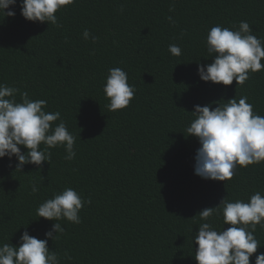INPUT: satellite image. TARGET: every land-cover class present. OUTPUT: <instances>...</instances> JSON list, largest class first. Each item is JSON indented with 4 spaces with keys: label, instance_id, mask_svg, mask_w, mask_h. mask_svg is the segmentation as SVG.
<instances>
[{
    "label": "trees",
    "instance_id": "16d2710c",
    "mask_svg": "<svg viewBox=\"0 0 264 264\" xmlns=\"http://www.w3.org/2000/svg\"><path fill=\"white\" fill-rule=\"evenodd\" d=\"M19 2L15 17L0 14V84L59 111L76 138V156L66 160L57 146L49 149L50 164L23 171L15 158L0 159V244L19 246L25 230L46 239L54 222L36 209L72 187L91 204L80 224L59 221L64 233L48 241L60 264H197L198 213L226 197L247 202L256 191L264 195V162L238 166L226 182L195 175L200 145L186 132L196 105L247 96L264 116V69L242 86H225L203 82L198 64L212 62L205 41L217 24L246 20L264 40V0H73L56 13L60 27L25 20ZM85 29L95 43L84 39ZM172 43L180 56L168 51ZM113 67L126 71L136 89L130 105L115 112L103 92ZM211 222L217 230L229 227L222 216ZM254 235L257 254L264 252V228L257 225Z\"/></svg>",
    "mask_w": 264,
    "mask_h": 264
},
{
    "label": "clouds",
    "instance_id": "9594fccd",
    "mask_svg": "<svg viewBox=\"0 0 264 264\" xmlns=\"http://www.w3.org/2000/svg\"><path fill=\"white\" fill-rule=\"evenodd\" d=\"M72 2L20 0V14L29 22L60 27L56 13ZM15 6L17 0H0V14L15 17L12 10ZM168 19L171 22L172 18ZM83 36L85 40L91 38L93 43L98 40L87 29ZM205 42L212 62L198 64V75L203 82L228 86L236 81L242 86L250 79V73L264 69L261 63L264 40L253 34L246 20H241L238 27L219 24L211 27ZM168 51L174 56L182 53L175 43L168 46ZM135 91L128 83L126 71L120 67L108 69L103 92L109 99L106 105L109 111L126 109ZM214 103L215 107L213 104L195 106L192 112L195 119L186 132L187 136L197 138L200 145L195 155V175L204 180L226 182L233 178L238 166L247 168L264 162V116L254 112L247 96ZM46 107V100H33L27 91L0 84V159L7 157L11 162L15 158L16 171H23L28 164L37 167L45 162L50 164L49 149L57 146L65 148L66 160L75 159V136L68 131L61 113L45 111ZM41 145L45 147L41 149ZM38 191L39 186L33 183L32 192ZM85 204H91V199L84 200L72 187L43 201L36 215L54 222L52 229L45 233L46 239H38L25 230L19 246L0 244V264H60L58 253L49 250L48 241L55 242L64 233L59 221L80 224V212ZM197 216L203 221L193 238L197 264H250L251 257L260 248L254 235L257 225L264 228V195L260 191L251 195L247 202L226 197L219 206L206 208ZM215 216H222L224 225L229 227L217 230L211 222ZM255 264H264V252L255 255Z\"/></svg>",
    "mask_w": 264,
    "mask_h": 264
}]
</instances>
